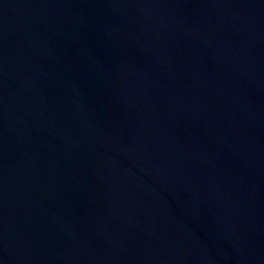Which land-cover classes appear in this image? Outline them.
<instances>
[{"label":"water","instance_id":"water-1","mask_svg":"<svg viewBox=\"0 0 264 264\" xmlns=\"http://www.w3.org/2000/svg\"><path fill=\"white\" fill-rule=\"evenodd\" d=\"M0 264H264V0H0Z\"/></svg>","mask_w":264,"mask_h":264}]
</instances>
